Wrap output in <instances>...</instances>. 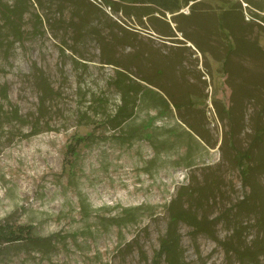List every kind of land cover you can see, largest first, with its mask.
Wrapping results in <instances>:
<instances>
[{
	"label": "rangeland",
	"instance_id": "rangeland-1",
	"mask_svg": "<svg viewBox=\"0 0 264 264\" xmlns=\"http://www.w3.org/2000/svg\"><path fill=\"white\" fill-rule=\"evenodd\" d=\"M24 1L17 40L0 10L3 113L17 107L25 121L0 116V264H169L161 238L186 186L202 220L179 223L186 264H240L234 246L264 241L262 211L247 204L252 184L264 189V0H180L177 13L197 9L217 23L206 25L128 13L161 8L123 0ZM225 9L245 20L236 50ZM166 20L175 35L162 33ZM178 25L199 38L214 28L201 38L209 50ZM119 69L140 91L116 125ZM185 126L208 144L190 163ZM257 134L262 170L252 173Z\"/></svg>",
	"mask_w": 264,
	"mask_h": 264
},
{
	"label": "trees",
	"instance_id": "trees-1",
	"mask_svg": "<svg viewBox=\"0 0 264 264\" xmlns=\"http://www.w3.org/2000/svg\"><path fill=\"white\" fill-rule=\"evenodd\" d=\"M18 3L11 5L4 0H0V10H1V21L3 22V27H8L10 29V35L13 36L16 40L21 37L22 31H21V24L20 21L23 19L24 15L28 11V7H26L27 2L24 0H16ZM30 0H28L29 2ZM127 4L129 2H132L133 4H147V6H150L149 4L156 5L158 8L161 9H147L146 11H141L145 9H129L128 13H135L139 12L141 15H146L149 13H154L155 11H162L163 15L167 13V11L174 14V18H185L189 19L192 23L195 24H207L210 22H214V19H210L206 14L203 16V19H198V16L201 14H198L197 9H191V12L188 14H185L183 12H179L182 8V5L180 3V0H123ZM189 0H186L188 2ZM113 2V1H111ZM115 7H119V5H116L117 2H113ZM123 6H128L129 8H132L129 4L126 5L123 3ZM137 6V5H136ZM134 7V5H133ZM121 7H119L117 10H119ZM78 10V9H77ZM212 13V12H211ZM213 14V13H212ZM257 16L259 14L255 13ZM219 23L222 28L228 29L230 36H235L237 38V42L235 44V47L233 50H236L237 47L240 46V41L243 39H247L245 37L244 31H243V24L244 17L239 18L236 12H233V9H225L220 15L218 16ZM166 24L168 26V30H170L172 27L171 23L166 20ZM217 24V23H216ZM216 27V26H215ZM1 28V27H0ZM178 29L183 32L186 38L191 40L197 48H199L201 51L209 50L204 49L202 47L203 40L207 41L205 35H209V33L214 29L211 28L210 32H205L201 34V38H199L196 33L199 30H192L187 31L182 25H178ZM0 31H3L2 28ZM201 32V31H200ZM165 35L173 36L175 35V32L173 31H164L162 32ZM5 43V40L0 37V46H2ZM109 63H114V59H108ZM121 62H116L117 65H120ZM124 67V66H123ZM127 70V68L125 67ZM119 79L117 81V84L119 88L123 92V103L118 107V110L113 116L111 117V120L116 124L120 125L123 122H125L129 117H131L134 114V109L136 106L137 101V93L140 91L139 83H126L125 84V78L129 77V74L126 73L125 70L118 71ZM142 78V77H141ZM143 80H146L147 78H142ZM148 80V79H147ZM146 80V81H147ZM8 89L7 87H1L0 89V98L2 99H8ZM0 116L7 117L8 121H18L20 123H25L23 120V115L20 113L19 109L16 107L11 111V115H6L3 113V103L0 99ZM259 130H261V126L258 125L255 129L256 132L259 133ZM38 131H34V133H37ZM33 134V133H32ZM259 135H256V139L253 141L251 148L255 147L252 151V159L254 158V164L252 165V173L254 170H262L261 168V160H259ZM250 148V149H251ZM252 150V149H251ZM249 151H243V156L246 158L249 156ZM256 159V160H255ZM240 164L241 166L244 165V159L240 158ZM264 171V170H263ZM253 186V202L245 201L249 206L258 207L262 211V219L261 223H264V189L258 188V183L255 182V184H252ZM184 190H179L177 196L171 201L169 206V222L167 226V231L165 235L161 238V248L159 252L161 254H165V257L169 264H186L184 259V251L182 248V239H181V233L179 232V223L180 222H186L189 225L193 226V228L198 229L201 227L202 220L199 218L198 213L193 208V205L191 203H187L190 201V199L195 197V191L194 187L192 186H186L184 187ZM254 192L257 193V196L254 197ZM12 233V232H11ZM16 235L6 236V240H11V238L15 237ZM1 238V233H0ZM17 238V237H16ZM15 238V239H16ZM233 251L235 255L238 257L240 264H264V241L257 240L254 243V246L246 245L244 247L242 246H234Z\"/></svg>",
	"mask_w": 264,
	"mask_h": 264
},
{
	"label": "crops",
	"instance_id": "crops-1",
	"mask_svg": "<svg viewBox=\"0 0 264 264\" xmlns=\"http://www.w3.org/2000/svg\"><path fill=\"white\" fill-rule=\"evenodd\" d=\"M186 125V124H185ZM182 127L184 130L183 136H185L184 143L186 144L185 154H181V161L190 163L197 156L205 155L208 153L207 145L205 140L199 137L196 133L191 131L190 128L185 126ZM183 144V140H182Z\"/></svg>",
	"mask_w": 264,
	"mask_h": 264
}]
</instances>
